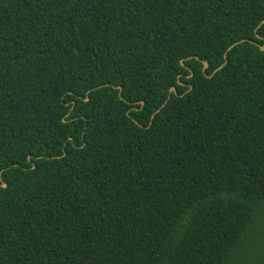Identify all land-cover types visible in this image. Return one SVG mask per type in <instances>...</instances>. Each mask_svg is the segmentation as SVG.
I'll return each mask as SVG.
<instances>
[{
  "label": "trees",
  "instance_id": "1",
  "mask_svg": "<svg viewBox=\"0 0 264 264\" xmlns=\"http://www.w3.org/2000/svg\"><path fill=\"white\" fill-rule=\"evenodd\" d=\"M263 45L264 0H0V264H264Z\"/></svg>",
  "mask_w": 264,
  "mask_h": 264
},
{
  "label": "water",
  "instance_id": "2",
  "mask_svg": "<svg viewBox=\"0 0 264 264\" xmlns=\"http://www.w3.org/2000/svg\"><path fill=\"white\" fill-rule=\"evenodd\" d=\"M234 45H235V43L232 44V45H230L228 49H230V48L233 47ZM261 49L264 50V45L261 46ZM181 63H182V61H181ZM224 64H225V62L222 63V64H221L216 70L220 69L222 66H224ZM207 66H208L207 62L204 61V62H203V68H206ZM216 70H215V71H216ZM172 90H175L174 87H171V88H170V91H172ZM3 186H5V183H3Z\"/></svg>",
  "mask_w": 264,
  "mask_h": 264
}]
</instances>
